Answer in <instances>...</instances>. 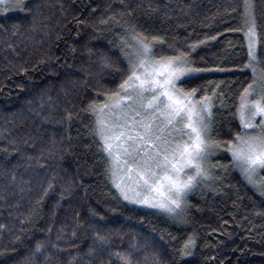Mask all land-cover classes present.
Listing matches in <instances>:
<instances>
[{"label":"trees","instance_id":"trees-1","mask_svg":"<svg viewBox=\"0 0 264 264\" xmlns=\"http://www.w3.org/2000/svg\"><path fill=\"white\" fill-rule=\"evenodd\" d=\"M10 3L0 10V264H264V194L224 146L167 214L121 198L90 110L120 92L135 37H146L155 57L183 52L200 70L178 87L210 98L211 139L242 135L245 89L264 99V0L247 17L244 0Z\"/></svg>","mask_w":264,"mask_h":264},{"label":"snow or ice","instance_id":"snow-or-ice-1","mask_svg":"<svg viewBox=\"0 0 264 264\" xmlns=\"http://www.w3.org/2000/svg\"><path fill=\"white\" fill-rule=\"evenodd\" d=\"M18 6L26 7V4ZM252 7L251 0H244L246 17ZM254 28L253 18L246 33L249 40V63L246 67L252 68L255 74L253 62L257 58L253 53L256 38ZM135 39L138 48L130 54V74L120 88L126 93L131 89L141 95L151 92L149 107L155 104L156 109L162 107L167 111L169 124L172 123L171 117H177L176 122L183 124L181 132L187 139L179 143L162 141V147L153 144L152 154L146 153L145 157L136 160V156L142 151L139 145L146 144L152 139L151 125L143 124V134L137 133L133 136L124 131L126 125L119 122L108 125L105 121H98L97 134L104 141V151L113 156L117 163L121 162V155L126 157L122 161L126 173L135 171L136 186L143 190L130 189L122 183H116L123 199L175 212L181 207L187 193L202 179L208 178L210 172L205 164L209 156L219 151L221 146L231 153L234 166L241 170L248 182L254 186L258 185L264 194V180H260L261 173H264V99L242 104V109L248 116L247 119H242L243 135L238 133L227 141L212 140L208 135L210 98L203 97L202 102L197 101L195 98L199 92L198 88L184 91L177 87V81L181 77L200 70L187 67L190 61L183 52L157 58L146 42V37ZM155 39L153 37V40ZM247 91L248 89H245L246 93ZM90 110L103 111L91 105ZM258 116L260 120L257 122ZM156 140H161V137L157 136ZM113 141L116 142L115 146ZM130 162L133 167H128ZM97 235L99 239H105ZM36 251H40V245H37Z\"/></svg>","mask_w":264,"mask_h":264},{"label":"rangeland","instance_id":"rangeland-1","mask_svg":"<svg viewBox=\"0 0 264 264\" xmlns=\"http://www.w3.org/2000/svg\"><path fill=\"white\" fill-rule=\"evenodd\" d=\"M11 1H15V0H3V2H0V10L7 9V8L9 9L10 7H12L10 3ZM247 42H248V47H249L248 37H247ZM255 46H256V41L253 46V53L255 52ZM137 48H138V45H137ZM135 51L136 50H133L132 53ZM187 67L189 66L187 65ZM190 74L192 73H189L188 75ZM186 76L181 77V79L185 78ZM177 87H178V81H177ZM255 96L251 92H247L242 97L240 108H239V119L241 121V124H242V119L248 118V116L244 113V110L242 109V104L244 103L250 104L253 101L260 100L256 98ZM151 99H152L151 92H145L141 95L139 92L133 91L131 89L127 90V93L125 92V90L121 89L120 92H118L115 95H112L102 105L97 106V109H102L103 111L94 112L97 130H98V121H105L108 125L119 122L123 125H126V127L124 128L125 132H128L129 134L135 136L137 133L143 134L144 132V129L142 127L143 124L151 125L152 139L149 140L146 144L139 145L142 151L140 152L138 156H136V160H140L142 157H145L146 153L152 154L153 144H156L159 147H162L163 146L162 141H168L169 143L175 141L179 143L187 139V136L183 135V133L181 132V129L183 128V124L176 122L178 118L175 116L171 117L172 123L169 124L168 123L169 113L163 110L162 107L161 109H156L155 104L149 107V103ZM106 105L107 107H105ZM210 109H211V102H210ZM256 120L258 122L260 120V117L258 116ZM243 134H244V130H243L242 135ZM208 135H209V130H208ZM157 136L161 137V140H156ZM101 140L104 143L102 138ZM115 143L116 142L113 141L114 146H115ZM104 152L110 163L111 176H112V181H113L114 186L116 187V183H122L123 185L127 186L130 189H136V190L143 191L142 189H138L136 186L137 177H136L135 171L131 172L130 174L126 173L125 165L122 162L126 157L121 155L120 157L121 162L117 163L114 160L113 156H109V154L106 151ZM114 155H115V150H114ZM128 167H133L131 162L129 163ZM205 167H206V164H205ZM114 172H115V175H113ZM116 189L121 196L120 190L117 187ZM144 194L147 195V193H144ZM130 195H131V192H130ZM121 198L123 199L122 196ZM125 201L128 203L136 204L138 206H143L149 209L165 212L167 214H174L178 212L184 203L183 201L181 207L179 209H176L175 212H168L158 207H152L150 205H145V204H138V203L130 202L127 200Z\"/></svg>","mask_w":264,"mask_h":264}]
</instances>
